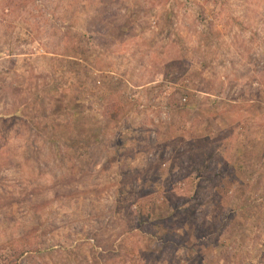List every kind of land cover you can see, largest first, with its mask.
<instances>
[{
  "label": "rangeland",
  "instance_id": "rangeland-1",
  "mask_svg": "<svg viewBox=\"0 0 264 264\" xmlns=\"http://www.w3.org/2000/svg\"><path fill=\"white\" fill-rule=\"evenodd\" d=\"M0 264H264V0H0Z\"/></svg>",
  "mask_w": 264,
  "mask_h": 264
},
{
  "label": "built area",
  "instance_id": "built-area-1",
  "mask_svg": "<svg viewBox=\"0 0 264 264\" xmlns=\"http://www.w3.org/2000/svg\"><path fill=\"white\" fill-rule=\"evenodd\" d=\"M184 100H186V98H184Z\"/></svg>",
  "mask_w": 264,
  "mask_h": 264
}]
</instances>
